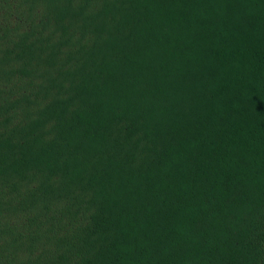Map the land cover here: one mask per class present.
<instances>
[{
    "label": "trees",
    "instance_id": "trees-1",
    "mask_svg": "<svg viewBox=\"0 0 264 264\" xmlns=\"http://www.w3.org/2000/svg\"><path fill=\"white\" fill-rule=\"evenodd\" d=\"M0 264H264V0H0Z\"/></svg>",
    "mask_w": 264,
    "mask_h": 264
}]
</instances>
